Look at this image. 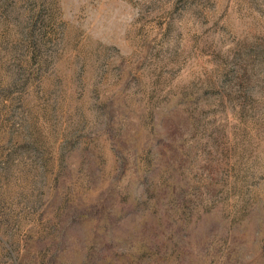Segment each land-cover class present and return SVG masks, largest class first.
<instances>
[{
    "label": "rangeland",
    "instance_id": "374dc122",
    "mask_svg": "<svg viewBox=\"0 0 264 264\" xmlns=\"http://www.w3.org/2000/svg\"><path fill=\"white\" fill-rule=\"evenodd\" d=\"M0 264H264V0H0Z\"/></svg>",
    "mask_w": 264,
    "mask_h": 264
}]
</instances>
